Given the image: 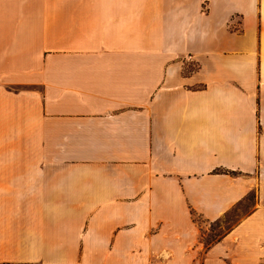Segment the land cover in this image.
Returning <instances> with one entry per match:
<instances>
[{"label":"crops","instance_id":"1","mask_svg":"<svg viewBox=\"0 0 264 264\" xmlns=\"http://www.w3.org/2000/svg\"><path fill=\"white\" fill-rule=\"evenodd\" d=\"M0 264H264V0H0Z\"/></svg>","mask_w":264,"mask_h":264},{"label":"rangeland","instance_id":"2","mask_svg":"<svg viewBox=\"0 0 264 264\" xmlns=\"http://www.w3.org/2000/svg\"><path fill=\"white\" fill-rule=\"evenodd\" d=\"M192 70H194L193 67L189 66L186 68V71H192ZM252 201H253V194L251 193L246 197L245 202L243 204L235 208L233 211L229 212V214H227V216H225L221 222H217L215 224H212L210 227H208L210 232L207 234L205 238V242L208 244L214 242L218 236L223 234L225 230H227L241 216H243V214L247 212L248 206L251 204Z\"/></svg>","mask_w":264,"mask_h":264}]
</instances>
